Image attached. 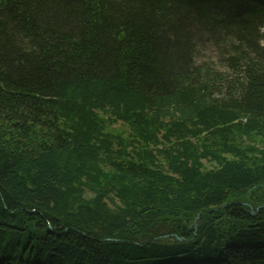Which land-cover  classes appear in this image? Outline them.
I'll return each mask as SVG.
<instances>
[{"label": "trees", "instance_id": "16d2710c", "mask_svg": "<svg viewBox=\"0 0 264 264\" xmlns=\"http://www.w3.org/2000/svg\"><path fill=\"white\" fill-rule=\"evenodd\" d=\"M0 264H264V0H0Z\"/></svg>", "mask_w": 264, "mask_h": 264}, {"label": "rangeland", "instance_id": "374dc122", "mask_svg": "<svg viewBox=\"0 0 264 264\" xmlns=\"http://www.w3.org/2000/svg\"><path fill=\"white\" fill-rule=\"evenodd\" d=\"M117 127H119V126H117Z\"/></svg>", "mask_w": 264, "mask_h": 264}]
</instances>
